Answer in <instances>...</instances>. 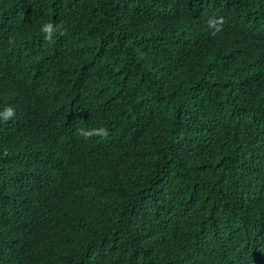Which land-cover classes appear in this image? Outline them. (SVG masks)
I'll list each match as a JSON object with an SVG mask.
<instances>
[{
    "label": "trees",
    "instance_id": "trees-1",
    "mask_svg": "<svg viewBox=\"0 0 264 264\" xmlns=\"http://www.w3.org/2000/svg\"><path fill=\"white\" fill-rule=\"evenodd\" d=\"M9 107L0 264H264V0H0Z\"/></svg>",
    "mask_w": 264,
    "mask_h": 264
},
{
    "label": "clouds",
    "instance_id": "clouds-1",
    "mask_svg": "<svg viewBox=\"0 0 264 264\" xmlns=\"http://www.w3.org/2000/svg\"><path fill=\"white\" fill-rule=\"evenodd\" d=\"M209 28H210V34L213 36L218 35L222 29H223V18L219 19H212L209 21ZM40 31L44 35V39L46 41H50L53 36L57 33L60 35H63V30L61 25H56L52 22H48L45 24L41 25ZM9 44L14 43V39L10 38L9 39ZM4 120L7 121L8 119H11L15 115V111L13 108L9 107L6 108L3 114ZM80 135L83 136L85 139H90L92 137H99L100 139H106L109 136V130L105 127H98V128H92V129H81L80 130Z\"/></svg>",
    "mask_w": 264,
    "mask_h": 264
}]
</instances>
